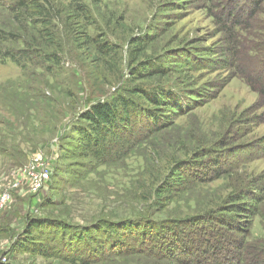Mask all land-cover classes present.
<instances>
[{"label":"rangeland","instance_id":"obj_1","mask_svg":"<svg viewBox=\"0 0 264 264\" xmlns=\"http://www.w3.org/2000/svg\"><path fill=\"white\" fill-rule=\"evenodd\" d=\"M50 1L60 13L51 25L59 41L42 55L54 51L58 62L15 63L8 53L37 47L42 23L32 21L39 17L32 18L30 0H0V195L11 197L0 210V264H65L24 246L36 222L46 223L30 236L43 235L46 243L51 229H40L62 224L58 232L67 228L63 238L72 244L80 229L146 215L144 192L160 184L173 159L186 160L198 149L208 154L188 168L187 189L155 217L203 214L243 192L258 198L249 202L257 215L245 237L264 242V0H219L212 10L207 0H79L88 7L89 23L86 13L75 19L74 0ZM232 12L244 22L242 47L238 62L225 68L219 64L229 57L230 44L220 21L230 22ZM142 37L144 60L158 59L165 70L152 80L161 84L152 85L184 89L192 108L170 118L165 130L135 141L122 159L103 165L79 150L78 119L91 101L141 83L127 61ZM102 43L117 51L102 53ZM35 154L43 157L41 173L51 169V175L37 191L26 176L13 188Z\"/></svg>","mask_w":264,"mask_h":264},{"label":"trees","instance_id":"obj_2","mask_svg":"<svg viewBox=\"0 0 264 264\" xmlns=\"http://www.w3.org/2000/svg\"><path fill=\"white\" fill-rule=\"evenodd\" d=\"M44 1V4L38 0L29 2L32 18L39 17L32 21L42 23L38 31L41 39L36 40L37 47L10 51L8 58L11 61L20 63L34 58L39 60L38 63L45 60L58 62L60 56L54 51L42 55L45 50L56 47L59 41L51 25L53 19L60 16L50 0ZM74 1L71 7L76 12L74 18L79 20L88 7L79 0ZM218 1L207 0L206 5L212 10ZM211 16H214L212 12ZM85 18L89 23L87 13ZM229 20L220 21L230 44L227 46L229 57L219 64L221 66L224 63L225 68L239 60L235 57L242 47L239 42L244 25L241 18L235 16V12L231 13ZM143 41L142 37L133 42L136 48L127 61L130 65L129 73L136 75V80L141 83L123 92L118 91L110 98L91 101L78 119L81 125L75 132L78 134L79 150L103 165L122 159L125 153L129 154L126 151L135 141L143 138L147 140L149 135L165 130L171 123L170 118L180 114L183 108H192V104L186 100L184 89L177 91L175 87L152 85L161 84L152 80L163 77L161 71L165 70L158 66L161 64L158 59L154 63L149 59L144 60L147 46ZM102 44L100 51L104 54L117 51L113 44ZM183 58H186L185 61L190 60L189 56ZM207 154L198 149L191 152L192 157L186 160L173 159L170 170L160 184L145 191L140 198V202L150 205L146 215L127 218L119 224L105 221L91 229H78L72 234V244L65 240L66 237L63 238L69 234L67 228L62 227V231L58 232L57 228L62 224L50 222L40 229L43 234L51 229L46 243L43 242V235L40 238L30 236L34 228H40L46 223L39 221L26 234L32 241L25 239L23 244L27 247L31 245L30 250L36 254L55 256L65 264H264V242L252 244L245 237L250 234L253 216L257 215L256 205L249 203L257 201L255 196L237 192L228 195L222 206L216 205L203 214L180 218L175 216V211L173 217H155L167 211L174 202L175 194L187 189L186 186L192 180V172L188 168ZM157 157L160 166V159H163L159 153ZM48 224L56 227L52 228ZM35 238L39 243L33 241Z\"/></svg>","mask_w":264,"mask_h":264},{"label":"built area","instance_id":"obj_3","mask_svg":"<svg viewBox=\"0 0 264 264\" xmlns=\"http://www.w3.org/2000/svg\"><path fill=\"white\" fill-rule=\"evenodd\" d=\"M32 160V166L26 170V173H24V175H22L21 177H18L17 180L12 183L11 186L13 188H18L26 176L30 187L33 189V191H37L41 188L43 180L48 179V177L51 175V169H46L43 174L41 173V165L44 164L41 154H35ZM10 198V195L7 193H3V195H0V210L4 209L7 206Z\"/></svg>","mask_w":264,"mask_h":264}]
</instances>
